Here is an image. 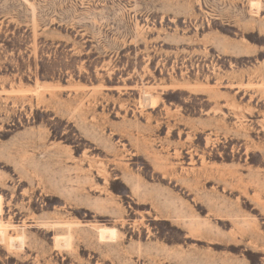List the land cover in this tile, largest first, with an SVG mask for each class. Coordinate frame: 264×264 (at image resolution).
Masks as SVG:
<instances>
[{"label": "rangeland", "instance_id": "374dc122", "mask_svg": "<svg viewBox=\"0 0 264 264\" xmlns=\"http://www.w3.org/2000/svg\"><path fill=\"white\" fill-rule=\"evenodd\" d=\"M0 264H264V0H0Z\"/></svg>", "mask_w": 264, "mask_h": 264}]
</instances>
